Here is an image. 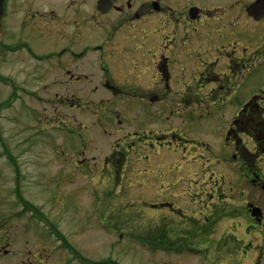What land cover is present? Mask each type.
<instances>
[{
	"label": "rangeland",
	"instance_id": "obj_1",
	"mask_svg": "<svg viewBox=\"0 0 264 264\" xmlns=\"http://www.w3.org/2000/svg\"><path fill=\"white\" fill-rule=\"evenodd\" d=\"M55 1L29 0L31 11L27 13V0H10L11 11L6 16L5 39L25 40L35 53H49L62 47L71 52L88 51L79 55L76 61H68L65 57L41 64L33 62L23 51L10 56L11 92L20 94L15 85L39 89V98L43 101L35 102L20 94L19 100L6 109H0V150L4 144L10 153L22 154L20 159H16V171L0 157V241H59L49 233L46 225L50 222L57 229L59 239L67 241L90 261H114L106 264H197V251L187 253L194 256L188 257L184 256L187 251L163 247L170 242L177 246L184 244V235L180 231L194 230L195 225L182 222L169 210L150 209L149 204L168 200L180 211L193 216L197 215L194 211L201 210L197 222L199 226L208 227L205 217H210L206 210L216 202L217 190L212 189L213 181L206 179L211 172L219 171L227 177L231 174L227 166L211 165L224 154L223 135L232 116L263 88L264 59L251 68L244 80L229 83L230 91H234L228 97L209 96L211 87L205 81L199 88L191 85L188 89L191 96L183 101L168 98V107L180 112L174 113L168 108L163 112L164 118L142 121V127L150 131L159 130L164 135L175 132L180 151L168 150L169 155L163 150L159 154L156 160L163 161V164H157L162 170L159 173L153 171L155 160L151 161V157L144 155L141 162L125 163L123 174L115 178L114 167L105 165L102 159L118 144L132 140L131 134L123 137L125 134L116 122H131L127 115L132 101L122 93H119L120 97L116 96V87L147 94L151 91V83L141 79L125 81L128 69L113 65L108 58V68L99 67L101 53L93 47L103 45L102 51L106 53L115 43L131 48L133 40L129 38H139L131 26L114 29L119 22L108 23L112 13L103 19L89 17L84 20L82 15L86 9H91L88 4L85 7L81 1ZM90 1L93 5L94 0ZM230 1L197 0L194 3L213 11V4L221 6ZM75 13H79L78 16H74ZM90 14L93 12L88 11L87 16ZM249 28L240 25L236 30L250 43L259 42L261 33L252 31L262 29L261 25L252 24ZM201 34L212 36L205 31ZM229 39H220L216 44L226 46ZM169 43L173 50L174 46L180 45V38L177 36ZM194 45L195 51L186 49L176 57L181 62L179 66L205 59V51L211 47L209 41ZM128 51L131 53L132 50ZM60 62L71 64L68 69L72 76L60 75L56 67ZM176 68L177 65H173L172 72ZM3 69L0 66V72ZM79 73L82 74L80 78L77 77ZM103 78L112 81L105 89L100 85ZM9 90L7 86L0 85V102ZM184 90L183 86L181 91ZM161 109L162 103L151 107V110ZM114 114L120 116L110 122L109 117ZM134 154L135 151H131V155ZM259 166L264 171V156ZM13 173L18 177L20 196L49 221L44 226L31 219L29 213L20 218L16 215L21 210L11 193ZM147 181L151 183L147 184ZM225 186L223 194L228 195L232 184ZM180 193L183 194L179 196ZM212 193L213 198L210 197ZM196 194L200 196L198 201L195 200ZM190 208L195 210L190 212ZM227 225L223 220L211 235L204 232L203 237L209 241L217 239L223 231L226 232ZM192 237L195 239L190 242L191 246L200 238ZM191 246L188 247L193 249ZM52 248L56 249V243ZM65 257L63 252H59L45 264H63Z\"/></svg>",
	"mask_w": 264,
	"mask_h": 264
},
{
	"label": "flooded vegetation",
	"instance_id": "obj_2",
	"mask_svg": "<svg viewBox=\"0 0 264 264\" xmlns=\"http://www.w3.org/2000/svg\"><path fill=\"white\" fill-rule=\"evenodd\" d=\"M28 1L27 13L31 11ZM76 1H81L85 7L86 4L91 6V9H86L82 15L84 20L89 17L103 19L112 13L113 16L108 20V23L119 22L114 29L121 30L123 27L131 26L139 38V40L129 38L133 40L131 48L121 43H115V46L106 53L102 51L101 46L103 45L93 47L94 50H100L101 53L102 61L99 62V67L107 69L106 58H108V61L113 65L128 69L124 75L125 81L141 79V81L151 83V91L147 94H136L123 90L119 86L118 89L114 85L118 90L114 89V92L117 91L116 96L120 97L119 93H122L132 101L130 112L127 115L131 117V122L124 123L116 120L120 131L125 134L123 137L131 134L132 140L118 144L108 156L102 159L105 165L109 164L114 167L112 171L115 178L122 173L125 163L141 162L144 160V155H147L146 158L151 157V161L155 160L156 166H153V171L159 173L162 170L158 165L163 164L162 160H156L159 154L163 150L166 153L168 150L180 151L176 143L175 132L164 135L159 130L150 131L142 127V121L150 122L153 118L161 119L165 110L172 109L166 104L169 102L168 98L173 97L183 101L191 96V92H188L191 85L195 84L199 88L205 81H208L209 87H211V91L208 92L209 96L228 97L234 91H230L229 83H239L244 80L251 68L264 59V0H232L225 5L221 4V6L215 3L211 6L213 11L195 4L194 2L197 0H94L92 1L93 5L90 0H72V3ZM10 9V0H2L0 66L4 69L0 72V85L10 89L5 99H9L11 96L10 71L8 69H10L12 54L23 51L33 62L41 64L65 57H68L66 59L68 61H76L79 59V55H84L88 51L84 49L80 52H71L62 47L57 51L38 54L25 40H6L4 37L6 16L11 11ZM88 11L93 14L87 16ZM78 14L75 13L74 16H78ZM252 24L261 25L262 28L252 31L261 33L260 41L254 44L241 37L240 32L236 30L240 25L242 28H251ZM203 31L211 33L212 36L202 35ZM177 36L180 38V45L174 46L172 50L169 48V41L175 40ZM230 37L233 38L229 39ZM220 39H229V41L227 40L229 44L226 46L216 44ZM208 41L211 43V47L209 51H205L207 55L205 59L194 60L193 63H186L183 66L178 65L181 62H178L176 57L180 53L186 52V49H189V52L196 49L194 43L203 45ZM129 49L132 50L131 53H129ZM67 63H56L60 75L64 77L72 76L70 75L72 72H69L68 69L71 64ZM173 65H177L175 72H172ZM22 69L25 70V68ZM81 76L82 74L79 73L77 77ZM103 81L106 83L102 84ZM109 81V79H101V87L105 89L108 84L112 83V81L108 83ZM15 86L20 90L21 96L28 97L35 102L43 101L39 98V89H31L23 85ZM183 86L185 90L182 92ZM17 99L19 100V98ZM159 103H162L160 111L151 110L152 106ZM172 111L180 112L175 109ZM119 116L118 114L110 116V122L112 118H119ZM176 133L179 134V131L176 130ZM223 140L222 152L224 154L218 157L216 163L211 166H227L231 174L227 177L220 174L219 171L218 173L211 172L206 179L213 181L212 189L217 190L216 202L208 207V211L206 210L210 217H205V221L208 222L207 228L199 226L197 222L201 217V210L194 211L195 209L190 208V212L194 211L197 215H187V211H180L168 200L149 204V208L169 210L172 214L177 215L182 222L195 225L194 230L180 231L181 235H184V240H182L185 241L184 244L177 246L170 242V244L166 243L167 246L164 245V249L187 251L184 256L188 257L194 256L187 253L192 254L197 251L198 254L195 255L199 258L197 264H264V171L260 167L261 165L259 166V162L264 156V86L245 101L232 116L223 135ZM5 148L7 149V147ZM131 151H135V154L131 155ZM167 154L170 155V153ZM21 155V153L19 155L12 154L7 149L4 161L14 167L17 165L16 159H20ZM173 156L175 160H178L175 154ZM161 176H163L162 173ZM203 177H205V173ZM11 182L12 196L16 204L20 205L21 210L16 215L20 218L25 213H39L38 222L42 226L44 223H48L49 221L38 209L20 196L17 174L13 173ZM147 182V184L151 183ZM228 184H232L230 192L228 195H224V187ZM152 187L155 189L154 183H152ZM181 194L183 193H180L179 196ZM195 197H197L195 198L197 201L200 199L198 194ZM210 197L213 198V193L210 194ZM27 204L29 206H26ZM223 220L228 225L226 232L223 231L221 234L222 236L210 239V241L207 237H203L204 232L211 235L212 230ZM48 224L50 226L49 233L58 239L57 229L50 222ZM192 235L200 238L191 246L190 242L195 239ZM152 240L162 241L165 239L153 238ZM54 243H56V249L52 248ZM148 243L151 242L148 241ZM59 252L66 255L63 258V264L114 262L90 261L67 241H0V264H45L52 261V256H58Z\"/></svg>",
	"mask_w": 264,
	"mask_h": 264
},
{
	"label": "water",
	"instance_id": "obj_3",
	"mask_svg": "<svg viewBox=\"0 0 264 264\" xmlns=\"http://www.w3.org/2000/svg\"><path fill=\"white\" fill-rule=\"evenodd\" d=\"M1 1H2V0H0V6H1Z\"/></svg>",
	"mask_w": 264,
	"mask_h": 264
}]
</instances>
